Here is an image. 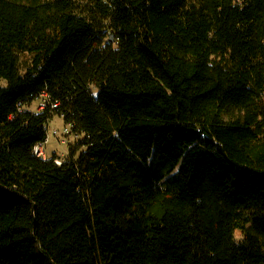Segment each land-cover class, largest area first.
<instances>
[{
	"label": "trees",
	"instance_id": "obj_1",
	"mask_svg": "<svg viewBox=\"0 0 264 264\" xmlns=\"http://www.w3.org/2000/svg\"><path fill=\"white\" fill-rule=\"evenodd\" d=\"M0 264H264V0H0Z\"/></svg>",
	"mask_w": 264,
	"mask_h": 264
},
{
	"label": "rangeland",
	"instance_id": "obj_2",
	"mask_svg": "<svg viewBox=\"0 0 264 264\" xmlns=\"http://www.w3.org/2000/svg\"><path fill=\"white\" fill-rule=\"evenodd\" d=\"M1 85H5V83L3 82ZM36 106H37V101L31 104V110L34 111L36 109ZM50 129L57 130L58 135L54 137ZM64 130L67 131L63 120L58 116H54L48 124L49 139L44 147L45 158H49V156H51L52 154H56L61 158H63L66 155L67 144L64 143V137H63L65 133ZM241 236L242 234L240 231H237L234 234L235 239H239Z\"/></svg>",
	"mask_w": 264,
	"mask_h": 264
},
{
	"label": "built area",
	"instance_id": "obj_3",
	"mask_svg": "<svg viewBox=\"0 0 264 264\" xmlns=\"http://www.w3.org/2000/svg\"><path fill=\"white\" fill-rule=\"evenodd\" d=\"M58 104L56 103H53V102H50V99L43 93L41 95H39V97L37 98V106H36V109L33 111L35 113H38V112H42L46 109H48V107H51L52 109H55L57 108ZM66 130H64V134H67L69 132L67 126H65ZM52 131V135L57 136L58 135V131L57 130H54V129H50ZM49 139V131H48V127H47V137L45 139V141L43 143H37L34 150H33V154L36 155L37 157H40V158H45V155H44V147H45V144L47 143ZM64 143H65V139H64ZM57 165H61V162L60 161H55Z\"/></svg>",
	"mask_w": 264,
	"mask_h": 264
},
{
	"label": "bare ground",
	"instance_id": "obj_4",
	"mask_svg": "<svg viewBox=\"0 0 264 264\" xmlns=\"http://www.w3.org/2000/svg\"><path fill=\"white\" fill-rule=\"evenodd\" d=\"M38 97H39V96L33 98V100H32L31 103H30V106H29L30 108H31V104L34 103L35 101H37V98H38Z\"/></svg>",
	"mask_w": 264,
	"mask_h": 264
},
{
	"label": "water",
	"instance_id": "obj_5",
	"mask_svg": "<svg viewBox=\"0 0 264 264\" xmlns=\"http://www.w3.org/2000/svg\"><path fill=\"white\" fill-rule=\"evenodd\" d=\"M109 42L111 43V42H113V39H112V37L109 39Z\"/></svg>",
	"mask_w": 264,
	"mask_h": 264
}]
</instances>
